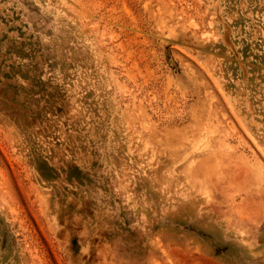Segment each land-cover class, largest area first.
Masks as SVG:
<instances>
[{
	"label": "rangeland",
	"instance_id": "1",
	"mask_svg": "<svg viewBox=\"0 0 264 264\" xmlns=\"http://www.w3.org/2000/svg\"><path fill=\"white\" fill-rule=\"evenodd\" d=\"M0 264H264V0H0Z\"/></svg>",
	"mask_w": 264,
	"mask_h": 264
}]
</instances>
